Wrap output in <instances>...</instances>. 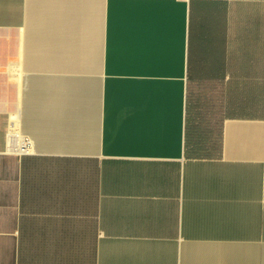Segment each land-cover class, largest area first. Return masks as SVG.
Wrapping results in <instances>:
<instances>
[{
	"label": "crops",
	"instance_id": "obj_1",
	"mask_svg": "<svg viewBox=\"0 0 264 264\" xmlns=\"http://www.w3.org/2000/svg\"><path fill=\"white\" fill-rule=\"evenodd\" d=\"M0 264H264V0H0Z\"/></svg>",
	"mask_w": 264,
	"mask_h": 264
},
{
	"label": "built area",
	"instance_id": "obj_2",
	"mask_svg": "<svg viewBox=\"0 0 264 264\" xmlns=\"http://www.w3.org/2000/svg\"><path fill=\"white\" fill-rule=\"evenodd\" d=\"M8 149L14 153L25 154L31 152L32 142L26 136H22L20 132L13 131L12 129L8 133ZM21 140L22 146L19 147L18 142Z\"/></svg>",
	"mask_w": 264,
	"mask_h": 264
},
{
	"label": "bare ground",
	"instance_id": "obj_3",
	"mask_svg": "<svg viewBox=\"0 0 264 264\" xmlns=\"http://www.w3.org/2000/svg\"><path fill=\"white\" fill-rule=\"evenodd\" d=\"M12 130H13V131H17V132H19V131H18V127H17V125H16L15 123L13 124ZM22 136H23V135H22ZM22 143H23V142H22L21 140H19V142H18L19 147L22 146Z\"/></svg>",
	"mask_w": 264,
	"mask_h": 264
}]
</instances>
